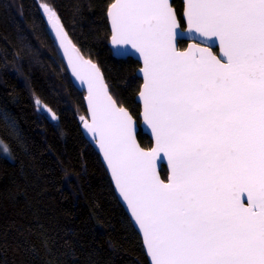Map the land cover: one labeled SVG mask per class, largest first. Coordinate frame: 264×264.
<instances>
[{"label": "snow or ice", "instance_id": "obj_1", "mask_svg": "<svg viewBox=\"0 0 264 264\" xmlns=\"http://www.w3.org/2000/svg\"><path fill=\"white\" fill-rule=\"evenodd\" d=\"M43 11L75 53L90 112L80 119L151 264H264V0H187L189 32L210 44L184 51L169 0H112L111 54L142 61V118L154 138L147 150L100 68L71 45L56 10Z\"/></svg>", "mask_w": 264, "mask_h": 264}, {"label": "trees", "instance_id": "obj_2", "mask_svg": "<svg viewBox=\"0 0 264 264\" xmlns=\"http://www.w3.org/2000/svg\"><path fill=\"white\" fill-rule=\"evenodd\" d=\"M111 2L0 0V141L9 154L0 153V264H149L82 133L85 94L72 83L42 11L44 4L56 10L72 43L140 123V64L111 54ZM172 6L184 28L182 0ZM138 142L152 146L141 131Z\"/></svg>", "mask_w": 264, "mask_h": 264}, {"label": "water", "instance_id": "obj_3", "mask_svg": "<svg viewBox=\"0 0 264 264\" xmlns=\"http://www.w3.org/2000/svg\"><path fill=\"white\" fill-rule=\"evenodd\" d=\"M172 2L173 0H169V3L171 4L172 6ZM182 3H183V6H184V9H183V13H182V21H183V25H184V28H182V25L180 23V29H179V32L182 34L179 38H178V44H177V47L179 50L181 51H184V50H187L189 45H193V44H201V41L200 39L196 36L195 33H192V32H189L188 30V25H187V20H186V17L184 16V12H185V9H186V3H187V0H182ZM173 7V6H172ZM175 13H176V10L175 8L173 7ZM177 14V13H176ZM177 19H178V16H177ZM107 20H108V24H109V29H110V36H111V22H110V18L108 17L107 15ZM179 20V19H178ZM47 27H48V31H49V34L51 36V38L53 39L58 51H59V54H60V57L65 65V68L71 78V81L72 83L81 91L84 92V105H85V108H86V111H87V117H90V112L88 111V101H87V97H88V91H87V85L86 84H83L75 75V73L73 72L72 70V67H71V64H70V58H74L75 56V53H73L72 51V47L71 46H68L67 47V51H66V48L65 46H62V43L60 41V38L57 36L56 34V28L48 21V18H47ZM65 31V30H64ZM68 39L70 40L69 36H68ZM71 41V40H70ZM180 42H187L188 45L187 47L182 50L180 49L179 47V43ZM210 44V42H205L204 44H201V46H208ZM71 45L75 47V49L79 52V54L85 59V60H90V59H87L84 57V55L80 52V50L72 43L71 41ZM109 47L112 51L113 49V46L111 45L110 43V40H109ZM212 47V50L215 52H219V46H218V41L216 42V44L214 45H210ZM114 57V56H113ZM118 60H127V59H132L136 62H138L140 64V68L142 67V61H139L136 59L135 56H132V57H122V58H117V57H114ZM94 63V62H92ZM96 64V63H94ZM97 65V64H96ZM98 66V65H97ZM99 67V66H98ZM140 68L136 71V75L138 78L141 79L142 81V84H141V87L143 85V76H142V73H140ZM102 72V71H101ZM104 75V74H103ZM105 78V77H104ZM106 81V79H105ZM140 87V88H141ZM136 103L140 105V108H141V112H140V115H139V119H140V123H138L136 121V119L133 117L134 121H135V127H136V136H137V141H138V134L139 132L141 131L144 135L148 136L152 142V146H154V138L152 136V133H151V129L145 124L143 118H142V112H143V102L142 100L139 98V93L138 95L136 96V99H135ZM90 122V120H89ZM81 129H82V133L85 137V139L92 145V147L94 148V150L98 153V155L100 156V160L111 180V183H112V186H113V189H114V192L116 194V197L118 198L120 204L122 205V207L124 208V210L126 211L129 219L131 220L135 230L138 232V234L140 235L141 237V240H142V244H143V248H144V252H145V255L148 259V262L149 264H151V257L150 255L147 253V249H146V246L144 245L143 243V235L142 233L140 232L139 228H138V225L135 224L134 222V219L131 217V212L130 210L128 209L127 207V204L126 202L123 200V198L120 196L119 194V191L118 189L116 188L115 186V181L113 180L112 178V175H111V171L110 169L107 167V162L104 160V157H103V153L102 151L100 150L99 148V145L95 142V140H93L92 138V135L91 133L87 132V130L83 127V123L81 124ZM139 143V142H138ZM147 150V149H146ZM157 168H158V171L160 172L161 174V171L163 170V168L167 171V174H168V165H167V160L166 158L163 159V160H158L157 161ZM162 177V176H161Z\"/></svg>", "mask_w": 264, "mask_h": 264}, {"label": "rangeland", "instance_id": "obj_4", "mask_svg": "<svg viewBox=\"0 0 264 264\" xmlns=\"http://www.w3.org/2000/svg\"><path fill=\"white\" fill-rule=\"evenodd\" d=\"M42 11H43V5H42ZM44 15L47 16V14L43 11ZM5 146L2 144V142L0 141V153L5 156V157H9L8 152L4 151Z\"/></svg>", "mask_w": 264, "mask_h": 264}]
</instances>
